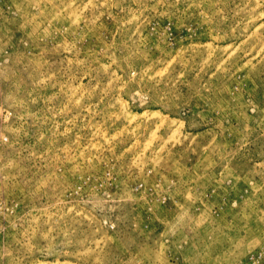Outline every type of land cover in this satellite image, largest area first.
Masks as SVG:
<instances>
[{
  "label": "rangeland",
  "instance_id": "1",
  "mask_svg": "<svg viewBox=\"0 0 264 264\" xmlns=\"http://www.w3.org/2000/svg\"><path fill=\"white\" fill-rule=\"evenodd\" d=\"M0 264H264V0H0Z\"/></svg>",
  "mask_w": 264,
  "mask_h": 264
}]
</instances>
